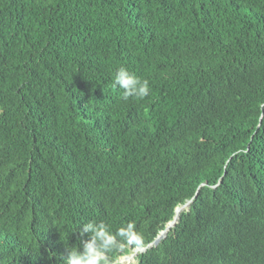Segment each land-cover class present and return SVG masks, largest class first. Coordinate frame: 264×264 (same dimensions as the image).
<instances>
[{
    "label": "trees",
    "instance_id": "trees-1",
    "mask_svg": "<svg viewBox=\"0 0 264 264\" xmlns=\"http://www.w3.org/2000/svg\"><path fill=\"white\" fill-rule=\"evenodd\" d=\"M261 104L264 0H0V264H64L92 220L146 245L190 200L135 264H264Z\"/></svg>",
    "mask_w": 264,
    "mask_h": 264
},
{
    "label": "clouds",
    "instance_id": "clouds-1",
    "mask_svg": "<svg viewBox=\"0 0 264 264\" xmlns=\"http://www.w3.org/2000/svg\"><path fill=\"white\" fill-rule=\"evenodd\" d=\"M113 87H118L122 90V98L124 101H128L130 98L143 100L149 96L151 91L148 80H142L126 67H120L116 70L113 78ZM260 107L264 109V104H261ZM50 170L52 172L51 177L59 180L61 175L59 170L55 168H51ZM190 201L192 203V200ZM185 204L176 208L174 218L178 208L183 207ZM190 205L180 211L178 222L181 212L189 209ZM174 218L172 220H174ZM171 221L159 232L158 236L153 241L146 245H142V236L137 232L136 225L133 222H128L126 225L120 226L113 232L110 226L104 221H100L99 223L94 220L88 221L83 224L80 230L82 251L80 247L70 248L67 256L64 258V264H135L138 262L140 254L145 253L153 246L159 245V243L167 237L168 232L173 226L167 232L166 237L162 238L157 245H154V241L165 231ZM85 236H87V239H84ZM126 247L129 249V252L120 253L116 259L110 258V253L123 251ZM143 249L144 251H141ZM233 260L236 259L229 257L226 264H231Z\"/></svg>",
    "mask_w": 264,
    "mask_h": 264
},
{
    "label": "water",
    "instance_id": "water-1",
    "mask_svg": "<svg viewBox=\"0 0 264 264\" xmlns=\"http://www.w3.org/2000/svg\"><path fill=\"white\" fill-rule=\"evenodd\" d=\"M190 203H191V201H189L183 207L178 208V210L176 211V216H175L174 220L171 221L170 225L165 229V231L154 241V245H157L162 238H165L166 237L167 232L170 230V228L172 226H174L178 222V218H179L180 211L183 210V209H185V208H187V207H189ZM141 251H144V249L141 250Z\"/></svg>",
    "mask_w": 264,
    "mask_h": 264
}]
</instances>
